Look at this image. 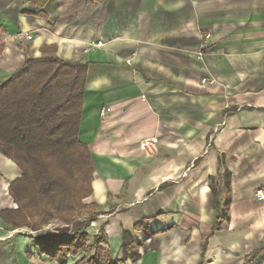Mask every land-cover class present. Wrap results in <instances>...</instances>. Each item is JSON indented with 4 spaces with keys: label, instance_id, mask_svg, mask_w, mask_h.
Here are the masks:
<instances>
[{
    "label": "crops",
    "instance_id": "obj_1",
    "mask_svg": "<svg viewBox=\"0 0 264 264\" xmlns=\"http://www.w3.org/2000/svg\"><path fill=\"white\" fill-rule=\"evenodd\" d=\"M0 47V82L29 59L88 63L90 244L104 230L118 264H264V0H0ZM20 176L0 154V214ZM34 238L0 216V264H58Z\"/></svg>",
    "mask_w": 264,
    "mask_h": 264
},
{
    "label": "trees",
    "instance_id": "obj_2",
    "mask_svg": "<svg viewBox=\"0 0 264 264\" xmlns=\"http://www.w3.org/2000/svg\"><path fill=\"white\" fill-rule=\"evenodd\" d=\"M88 69V63L29 59L0 82V154L21 171L9 186L17 209L0 216L7 226L32 232L62 222L60 234L35 238L41 254L58 264L81 254L85 257L77 264H118L100 248L107 241L104 230L89 244L90 221L75 225L82 200L93 193V157L79 137ZM216 182L210 179L213 207L218 208ZM228 206L227 200L219 220L228 219Z\"/></svg>",
    "mask_w": 264,
    "mask_h": 264
},
{
    "label": "rangeland",
    "instance_id": "obj_3",
    "mask_svg": "<svg viewBox=\"0 0 264 264\" xmlns=\"http://www.w3.org/2000/svg\"><path fill=\"white\" fill-rule=\"evenodd\" d=\"M92 165H93V163H92ZM91 177H92V180H91L90 186L93 189V182L95 179V167H94V165H93V174ZM92 194L88 198L82 200L83 209L75 214L76 219H77L76 224H75L76 226L79 224H84L88 220L90 221V219L93 218V215L97 212V208L95 206H93L92 204H87V200L92 196ZM75 225H72V227L73 226L75 227ZM62 226H64V224L62 222H60L59 220H54L50 224L46 225L40 231L33 232V234L35 235V238L38 236L44 235L46 233L60 234V232L57 230V227H62ZM72 227L70 229V232H71V230H73ZM91 256L92 255L88 256L87 258H89Z\"/></svg>",
    "mask_w": 264,
    "mask_h": 264
},
{
    "label": "built area",
    "instance_id": "obj_4",
    "mask_svg": "<svg viewBox=\"0 0 264 264\" xmlns=\"http://www.w3.org/2000/svg\"><path fill=\"white\" fill-rule=\"evenodd\" d=\"M210 37H211V35L209 32L203 33V39L205 41V44L209 41ZM28 38H30V37H28ZM100 46H102L101 43H98L95 45V47H100ZM197 83L199 84V86L201 88H207L209 85L212 84V81H210L206 78H198ZM102 114H104L103 111H102ZM158 141H159L158 137H151V138H145L139 143L140 149L146 157L150 158L156 154ZM255 197L258 200L263 201L264 200V191H257L255 193Z\"/></svg>",
    "mask_w": 264,
    "mask_h": 264
}]
</instances>
